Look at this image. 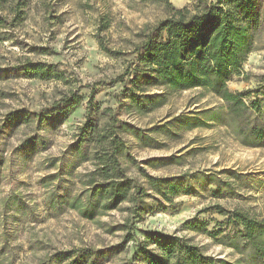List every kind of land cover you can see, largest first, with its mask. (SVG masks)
<instances>
[{
	"label": "rangeland",
	"instance_id": "374dc122",
	"mask_svg": "<svg viewBox=\"0 0 264 264\" xmlns=\"http://www.w3.org/2000/svg\"><path fill=\"white\" fill-rule=\"evenodd\" d=\"M213 1L168 0L191 13ZM259 11L253 49L227 80L230 91L249 93L263 83L264 0ZM164 15V5L152 0H0V264H38L60 251L122 242L124 232L107 230L122 221L124 211L87 220L71 209L52 213L43 203L53 185L43 178L58 166H48L47 158L61 156L87 117L103 122L113 113L139 130L121 133L134 159L124 162L130 176L137 177L133 171L138 164L151 176L185 174L191 187L186 193H168L169 201L157 196L161 204L135 223L133 238L99 264H123L131 256L132 241L151 232L187 239L205 254L229 262L239 257L227 245L237 228L229 222L217 226L225 217L214 206L264 219V147L240 144L224 125L230 123L224 102L205 89L130 82L146 72L134 69L140 33ZM31 63L42 64L50 76L42 79L18 70ZM135 95H143L139 106ZM73 97L78 102L68 108L63 99ZM52 107L59 115L43 118ZM207 109L216 110V121L182 124L183 114ZM17 110L27 118L9 116ZM259 122L264 123V113ZM171 155L177 158L168 164H146ZM86 165L75 170L82 172ZM200 173L214 174L219 196L212 194L214 185L196 180ZM195 221L202 223L200 231L186 227Z\"/></svg>",
	"mask_w": 264,
	"mask_h": 264
},
{
	"label": "trees",
	"instance_id": "16d2710c",
	"mask_svg": "<svg viewBox=\"0 0 264 264\" xmlns=\"http://www.w3.org/2000/svg\"><path fill=\"white\" fill-rule=\"evenodd\" d=\"M152 1L164 5L165 15L150 26L147 33H140V41L133 51L134 69L145 68L143 71L146 72L135 75L130 82L167 86L175 90L205 89L224 102L225 115L230 120L224 125L231 129L240 144L264 147V123L259 122V116L264 113V77L263 83L249 93L230 91L226 86L227 80L238 73L253 49L254 32L260 19V0H214L197 7L192 13L185 7L174 8L168 0ZM145 27L148 28L147 25ZM18 70L25 74L32 72L42 79L50 76L40 63L24 65ZM142 96L133 97L137 106L142 104ZM63 102L70 108L77 104L78 98L63 99ZM216 113V110L207 109L191 115L183 114L180 118L184 120L183 125L197 127L216 121ZM25 114L23 110H17L9 116L19 119ZM53 114L59 115L55 107L43 118H50ZM201 114L208 116L203 119ZM124 131L139 132L120 121L114 113L103 122L87 117L77 127L74 140L61 156L47 158L48 166L54 167L57 162L58 166L55 173L43 178L53 184L43 200L44 206L52 213L71 209L84 219L94 220L112 210L124 211L122 221L107 230L110 233L124 232L122 242L97 249L60 251L53 255L51 261L38 264H99L108 260L121 252L125 242L133 238L137 221L153 211L157 204L159 206L161 199L169 201L168 193H176L179 189L188 192L191 183L185 174L151 176L137 164L133 174L140 175V179L130 176L124 162L131 163L134 159L121 136ZM32 142L41 143L37 139H31ZM176 158L173 155L154 158L147 160L146 164H168ZM82 164H87L85 170L77 172L75 169ZM197 175L199 182L214 185L213 195H220V184L213 173ZM71 185L76 186L73 192L72 187L69 188ZM225 185L229 186L227 182ZM214 209L225 217L224 221L215 222L217 226L229 222L237 228L227 239V245L239 255L234 262L205 254L197 245L176 235L151 232L146 233L143 239L132 241L131 256L123 264H264V219L249 218L218 205ZM201 224L195 221L187 223L186 227L200 231Z\"/></svg>",
	"mask_w": 264,
	"mask_h": 264
}]
</instances>
